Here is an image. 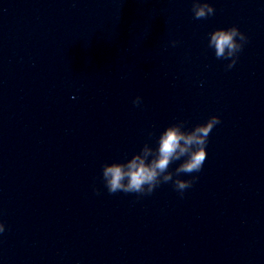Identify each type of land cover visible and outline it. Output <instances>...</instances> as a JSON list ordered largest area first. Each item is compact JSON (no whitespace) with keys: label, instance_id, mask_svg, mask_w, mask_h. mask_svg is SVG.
Instances as JSON below:
<instances>
[{"label":"water","instance_id":"water-1","mask_svg":"<svg viewBox=\"0 0 264 264\" xmlns=\"http://www.w3.org/2000/svg\"><path fill=\"white\" fill-rule=\"evenodd\" d=\"M207 2L0 0V264H264V0ZM213 115L183 196L108 193L102 164Z\"/></svg>","mask_w":264,"mask_h":264},{"label":"clouds","instance_id":"clouds-1","mask_svg":"<svg viewBox=\"0 0 264 264\" xmlns=\"http://www.w3.org/2000/svg\"><path fill=\"white\" fill-rule=\"evenodd\" d=\"M192 13L194 19H206L215 14V9L207 0H193ZM247 39L237 26L218 28L208 34V47L214 50L217 59L229 61L225 67L231 69ZM176 43L172 41L173 46ZM132 103L139 107L142 97L136 96ZM220 122V117L213 115L191 129H186L184 121L170 124L160 133L155 148L145 143L130 159L102 164L101 179L108 193L123 192L145 196L151 195L161 184L171 183L183 196L184 191L192 187L198 177L182 179L181 174L191 176L202 170L209 135ZM176 161L181 162L174 171H169ZM4 231L5 225L0 223V233Z\"/></svg>","mask_w":264,"mask_h":264}]
</instances>
